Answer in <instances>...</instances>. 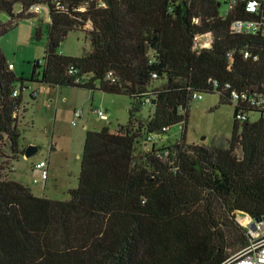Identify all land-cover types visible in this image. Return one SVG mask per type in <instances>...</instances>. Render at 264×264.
I'll return each instance as SVG.
<instances>
[{
    "label": "trees",
    "instance_id": "1",
    "mask_svg": "<svg viewBox=\"0 0 264 264\" xmlns=\"http://www.w3.org/2000/svg\"><path fill=\"white\" fill-rule=\"evenodd\" d=\"M222 3L0 0V12L11 18L0 20V38L35 16L27 13L34 6L49 8L45 65L40 75V62L34 64L31 82L127 95L135 104L151 99L154 108L137 128L87 131L79 186L69 200L38 197L0 178V264H223L248 244L237 213L264 218V114L240 124L235 109L227 145H189L185 133L181 142L157 147L160 138H152L181 123L187 129L194 93H219L230 103L227 84L264 91V37L233 34L235 21L252 16L239 8L222 15ZM88 24L90 51L58 52L70 32ZM208 36L211 47L197 52L196 40ZM72 67L78 75H69ZM25 81L0 48V142L14 163L27 149L18 117ZM142 143L151 150L142 153Z\"/></svg>",
    "mask_w": 264,
    "mask_h": 264
},
{
    "label": "rangeland",
    "instance_id": "2",
    "mask_svg": "<svg viewBox=\"0 0 264 264\" xmlns=\"http://www.w3.org/2000/svg\"><path fill=\"white\" fill-rule=\"evenodd\" d=\"M20 10L21 5H17L15 12ZM228 10V6L222 3L220 13L223 15ZM47 19L48 12L35 14L29 19H20L15 22L13 29L0 38V48L8 64L13 65L11 70L18 78H24L28 87L23 91L27 111L23 125L20 124L21 144L26 148H38L33 156H22L14 163L6 142H0V178L19 181L28 186L36 196L66 201L70 199L69 191L79 186L81 157L87 131H99L105 126H109L112 131H118L120 127L137 128L140 123L147 122L154 108L148 103L138 108L127 95L76 87H51L38 81L31 82L34 64L40 62L41 67L37 69L40 75L44 69L50 22ZM0 20L9 24L11 18L0 12ZM39 26L42 28L40 40L35 37ZM91 30L92 26L88 24L79 31L70 32L58 52L65 56L83 57L91 49ZM212 39L211 36L204 38L206 42H212ZM86 79L89 80L90 77ZM162 85L163 82H156V87ZM33 92L37 93L34 99L31 97ZM98 108L107 114L108 121L101 120L95 114L94 111ZM78 111L83 115L74 125L75 112ZM234 115V105L225 101L221 103L219 93L204 94L202 100H194L190 104L187 129L185 123L171 127L167 138L159 136L161 143L157 142L156 146L167 147L181 142L185 133L189 145H227L233 134ZM258 119L259 115L251 116V122ZM151 148V144L142 143L140 151L143 153ZM237 155L241 156L240 150ZM43 160L50 163L46 184L35 169Z\"/></svg>",
    "mask_w": 264,
    "mask_h": 264
},
{
    "label": "built area",
    "instance_id": "3",
    "mask_svg": "<svg viewBox=\"0 0 264 264\" xmlns=\"http://www.w3.org/2000/svg\"><path fill=\"white\" fill-rule=\"evenodd\" d=\"M223 1L229 8L228 12H232L235 8H239L252 16L249 19L235 21L231 27L233 34L264 37V0ZM58 8L62 11H66L64 6H58ZM42 12H48L49 14L48 6L37 5L27 13L40 14ZM204 38H198L196 40L195 50L197 52H201L204 49L211 47L212 42H206ZM246 56L248 57V54ZM10 68L12 69L13 66L10 65ZM78 73L79 71L74 67L69 71V75L71 76H76ZM112 75L113 74L110 73L109 78H112ZM82 79L85 80V78ZM114 81L115 79H113V82ZM77 82L81 83V78L77 79ZM215 86H218V84H215ZM223 91L228 93L229 102L238 110L237 121L240 124L250 122L251 116L259 115L260 118L264 114V91L241 92L234 89L230 84L225 85ZM19 95L20 90L17 89L14 93V97L17 98ZM31 96L32 98H36L37 93L33 92ZM192 97L193 100L200 101L203 99L204 94L194 93ZM146 103L151 104V99H146L145 104ZM94 112L101 120L108 121V116L102 109L98 108ZM82 115L81 111L75 112L73 121L74 125H76L77 121L82 118ZM163 132H166V130H163ZM159 136L160 135L157 134L152 138L158 140L161 138ZM166 155L167 153H165L162 158H165ZM49 167L50 163L48 160H43L35 166V169L41 174V178L45 184L49 178ZM237 222L245 229L248 237V244L243 249L227 258L223 264H264V221L256 223L255 228H253L252 225L256 222L255 219L249 214L239 212L237 215Z\"/></svg>",
    "mask_w": 264,
    "mask_h": 264
},
{
    "label": "water",
    "instance_id": "4",
    "mask_svg": "<svg viewBox=\"0 0 264 264\" xmlns=\"http://www.w3.org/2000/svg\"><path fill=\"white\" fill-rule=\"evenodd\" d=\"M138 104H139V107L142 106L141 103H138ZM158 135H160V136L163 135L164 137H167L164 135V132L162 130L158 131ZM37 152H38V148L36 146H29L26 149L25 157L29 158ZM255 221L256 222L252 225L253 228H255L256 223L264 221V218L263 219H255Z\"/></svg>",
    "mask_w": 264,
    "mask_h": 264
},
{
    "label": "crops",
    "instance_id": "5",
    "mask_svg": "<svg viewBox=\"0 0 264 264\" xmlns=\"http://www.w3.org/2000/svg\"><path fill=\"white\" fill-rule=\"evenodd\" d=\"M48 19H50L49 14H48ZM10 65H12V64H10ZM136 106L138 108H141L142 107V106L139 107V104H136ZM26 111H27V105H25V104L18 110V117H19V121H20V124L21 125H23V122L25 120V113H26ZM38 197H41V196H38Z\"/></svg>",
    "mask_w": 264,
    "mask_h": 264
}]
</instances>
